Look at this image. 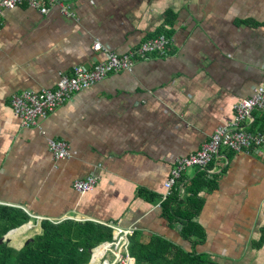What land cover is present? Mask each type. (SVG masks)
I'll use <instances>...</instances> for the list:
<instances>
[{
    "label": "crops",
    "instance_id": "obj_1",
    "mask_svg": "<svg viewBox=\"0 0 264 264\" xmlns=\"http://www.w3.org/2000/svg\"><path fill=\"white\" fill-rule=\"evenodd\" d=\"M69 6L75 16L57 7L44 16L25 6L3 19L0 204L24 209L32 222L114 225L190 251L162 216L166 182L175 161L231 126L235 105L264 84V0H71ZM171 26L167 56L150 55L132 73L79 92L36 128H24L13 113L14 94L54 89L63 74L105 61L93 50L96 42L123 55L166 36ZM51 139L68 144L71 156L56 160ZM197 171L188 170L185 182ZM92 176L96 190L79 194L74 184ZM209 177L218 187L201 193L205 205L196 221L207 238L197 251L221 264H264V247L250 248L264 225L261 150H224Z\"/></svg>",
    "mask_w": 264,
    "mask_h": 264
},
{
    "label": "trees",
    "instance_id": "obj_2",
    "mask_svg": "<svg viewBox=\"0 0 264 264\" xmlns=\"http://www.w3.org/2000/svg\"><path fill=\"white\" fill-rule=\"evenodd\" d=\"M170 24L172 23L170 22ZM172 33L173 26L165 35L170 38ZM94 68L95 64H92V67L87 69L93 70ZM256 112L262 116L260 118L254 116L255 121L248 128L251 132L264 131V113ZM258 149L261 150L262 157H264L263 148L240 152L227 151L249 154ZM215 160L209 163L207 168H201L200 165L193 166L191 169H198L196 176L190 182H185L183 176L176 185L177 188L173 189L172 194L166 199L162 198V216L167 223L177 228L183 240L190 242L191 250H185L159 235L145 236L135 230L129 238L128 247L129 254L136 260L135 264H221L213 255L197 251V246L203 245L207 238L205 229L196 221L205 205V199L201 193L216 190L218 187V179L209 177V170ZM140 195L147 202L156 203L157 198H154L153 195L149 196L146 193H140ZM32 220L24 209L0 204V264H89L91 252L94 249L105 242L114 241V230L97 223H84L73 219L64 221L45 219L39 222L40 233L27 240L28 243L26 241L22 248H16L7 238L9 233L22 228ZM250 246L251 249L256 250H261L264 247V225L259 228L258 237L251 240Z\"/></svg>",
    "mask_w": 264,
    "mask_h": 264
},
{
    "label": "built area",
    "instance_id": "obj_3",
    "mask_svg": "<svg viewBox=\"0 0 264 264\" xmlns=\"http://www.w3.org/2000/svg\"><path fill=\"white\" fill-rule=\"evenodd\" d=\"M71 0H0V31L3 27V19L8 12L20 7H29L41 15H48L53 8H59L66 16H75L71 11ZM169 38L161 35L155 39L143 42L138 48L131 49L123 55H119L110 48L96 42L93 50L102 52L107 57L103 62H97L93 70L85 67H77L72 76L62 75L56 89H43L40 92L26 90L14 94L11 107L14 114L20 118L24 128H36L39 122L47 119L73 96L83 90L95 87L112 75L132 73L140 61L147 60L150 55H164ZM235 121L229 127H219L210 139L204 143L201 150L190 155L180 157L175 161L169 181L166 182V193L163 199L172 194L173 189L183 178L184 174L200 165L207 168L209 163L220 156L224 150L250 151L254 148L264 149V131H249V126L255 121L254 113H264V84L255 87L253 94L235 105ZM48 148L56 160H63L71 156V147L63 141L49 140ZM99 179L92 176L85 181H78L74 188L79 194L86 195L96 190ZM114 230L116 237L113 242L101 244L95 251L91 264L103 261L104 264H135L134 259L128 253L129 238L135 230H121L114 225H108ZM103 250L102 255L96 258V254ZM126 252L127 255L124 253ZM112 253L115 258L110 261L107 257Z\"/></svg>",
    "mask_w": 264,
    "mask_h": 264
},
{
    "label": "rangeland",
    "instance_id": "obj_4",
    "mask_svg": "<svg viewBox=\"0 0 264 264\" xmlns=\"http://www.w3.org/2000/svg\"><path fill=\"white\" fill-rule=\"evenodd\" d=\"M42 220L37 222H30L22 228L18 229L16 234L9 235L7 238L11 239V243L18 249L22 248L26 241L40 233V223ZM28 242V241H27ZM115 256L112 253H109L108 259L113 261ZM94 264H104L103 261L96 262Z\"/></svg>",
    "mask_w": 264,
    "mask_h": 264
},
{
    "label": "water",
    "instance_id": "obj_5",
    "mask_svg": "<svg viewBox=\"0 0 264 264\" xmlns=\"http://www.w3.org/2000/svg\"><path fill=\"white\" fill-rule=\"evenodd\" d=\"M17 230H18V229H15V230L11 231V232L9 233V235H13V234H15ZM9 235H8V236H9ZM9 240L11 241V239H9ZM27 243H28V242H27ZM91 253H93V251H92Z\"/></svg>",
    "mask_w": 264,
    "mask_h": 264
},
{
    "label": "bare ground",
    "instance_id": "obj_6",
    "mask_svg": "<svg viewBox=\"0 0 264 264\" xmlns=\"http://www.w3.org/2000/svg\"><path fill=\"white\" fill-rule=\"evenodd\" d=\"M104 251L103 250H100L97 254H96V258L99 257L100 255H102ZM99 254V255H98Z\"/></svg>",
    "mask_w": 264,
    "mask_h": 264
}]
</instances>
